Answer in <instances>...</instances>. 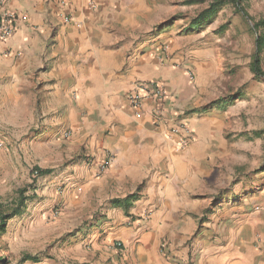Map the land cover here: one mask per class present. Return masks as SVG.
I'll use <instances>...</instances> for the list:
<instances>
[{
	"label": "crops",
	"instance_id": "obj_1",
	"mask_svg": "<svg viewBox=\"0 0 264 264\" xmlns=\"http://www.w3.org/2000/svg\"><path fill=\"white\" fill-rule=\"evenodd\" d=\"M7 4L18 22L0 41V106L18 125L40 119L24 149L39 145L28 159L40 168L32 181L40 216L65 233L53 264H264V189L241 212L224 209V224L199 230L194 222L206 207L201 185L205 158L217 152L216 121L206 112L190 146L179 147L189 92L180 69L210 46L158 30L154 0ZM153 81L167 100L146 99L134 111L128 94Z\"/></svg>",
	"mask_w": 264,
	"mask_h": 264
},
{
	"label": "rangeland",
	"instance_id": "obj_2",
	"mask_svg": "<svg viewBox=\"0 0 264 264\" xmlns=\"http://www.w3.org/2000/svg\"><path fill=\"white\" fill-rule=\"evenodd\" d=\"M154 1L158 30L192 35L191 46L202 40L210 46V53L190 54L181 63L182 86L189 92L182 98L188 107L178 118L183 116L180 123L193 131L195 123L201 127L206 112H214L217 152L205 158L201 197L206 207L194 222L199 230L217 220L224 224V209L241 212L249 198L264 189V76L258 78L252 71L257 41L264 35V26H257L264 21V0H219L221 8L195 28L215 0ZM259 59L264 75V50ZM3 110L0 106V225L6 226L0 230V264H53L65 233L40 216L39 187L32 183L33 171L40 168L28 159L38 154L39 145L33 143L36 149L30 153L24 149L33 139L30 127L39 126L40 119L18 125L4 120ZM20 191H26L24 205L11 216ZM3 215L10 218L2 221Z\"/></svg>",
	"mask_w": 264,
	"mask_h": 264
},
{
	"label": "built area",
	"instance_id": "obj_3",
	"mask_svg": "<svg viewBox=\"0 0 264 264\" xmlns=\"http://www.w3.org/2000/svg\"><path fill=\"white\" fill-rule=\"evenodd\" d=\"M92 4V2L90 1ZM18 22L17 14L8 8L7 0H0V41L6 42L10 40L16 30V25ZM167 92L165 86L160 81H153L151 83H139L135 88L128 94L127 100L131 108L140 112L144 101L146 99H151L155 102L162 103L167 100ZM188 130H185L184 128ZM176 133L181 134V141L179 142V147L185 149L191 143L193 135L189 127L186 124L181 123L179 127L176 128ZM69 134H67V137ZM2 147L3 145L0 144ZM109 161L101 166V171H105L108 167ZM34 179L40 177L39 170L33 171ZM114 247L116 249H122L123 245L117 242Z\"/></svg>",
	"mask_w": 264,
	"mask_h": 264
},
{
	"label": "trees",
	"instance_id": "obj_4",
	"mask_svg": "<svg viewBox=\"0 0 264 264\" xmlns=\"http://www.w3.org/2000/svg\"><path fill=\"white\" fill-rule=\"evenodd\" d=\"M222 6V1L219 0H215L214 3L210 6L209 9H207L206 11H204L200 16H199V20L194 24V28L195 27H201V21H206L207 19H210ZM258 27H263L264 26V21L260 22L257 24ZM264 50V35H261L260 38L257 41V52L255 54L253 63H252V71L254 72V74L258 77V78H262L263 72L261 70V63H260V59H259V55L260 53ZM40 173V171H39ZM41 174H43L41 172ZM26 191H20L19 192V203L16 205L15 210H13V213L11 214V216H16L18 215V211H20V208L24 205L22 196L25 194ZM126 204H130V201H125ZM10 217L3 215L1 216V220L2 221H6V219H9ZM5 223H1L0 225V230L4 231L5 230Z\"/></svg>",
	"mask_w": 264,
	"mask_h": 264
}]
</instances>
